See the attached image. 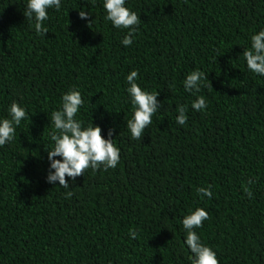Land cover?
Returning a JSON list of instances; mask_svg holds the SVG:
<instances>
[{
	"label": "trees",
	"instance_id": "1",
	"mask_svg": "<svg viewBox=\"0 0 264 264\" xmlns=\"http://www.w3.org/2000/svg\"><path fill=\"white\" fill-rule=\"evenodd\" d=\"M127 6L141 24L125 48L127 30L105 22L101 0L49 10L45 36L30 27L25 0H0V116L17 101L30 117L0 147V264H190L181 221L196 207L209 213L196 231L219 264H264V77L243 57L264 28V0ZM81 8L93 15L81 19ZM132 70L163 105L140 140L126 128ZM192 70L207 77L196 94L182 84ZM72 88L85 100L78 117L105 138L113 130L120 163L66 176L65 189L46 182V149L51 113ZM200 95L208 107L193 111ZM209 186L213 197L201 199Z\"/></svg>",
	"mask_w": 264,
	"mask_h": 264
},
{
	"label": "clouds",
	"instance_id": "2",
	"mask_svg": "<svg viewBox=\"0 0 264 264\" xmlns=\"http://www.w3.org/2000/svg\"><path fill=\"white\" fill-rule=\"evenodd\" d=\"M65 0H25L24 15L31 22L30 27L38 36H45L48 30L45 21L49 20V10L60 12ZM88 3V0H87ZM128 5V0H101L105 22H110L112 27L121 31L127 30L120 43L131 47L141 24L140 15ZM93 15L91 9L79 10V17L83 20ZM250 44L244 48L243 57L246 61L248 72L264 77V28H260L250 36ZM207 77L200 70H192L185 75L182 81L185 92L199 93L204 79ZM127 100L132 106L130 118L126 128L132 140H140L145 129L152 124V118L163 106L157 97L158 92H151L143 88L139 81V71L132 70L126 77ZM85 103L81 91L72 88L64 93L60 100V107L51 113L50 132L51 146L46 149L49 167L46 182L56 184L65 189L70 188V181L85 173V170L103 168L115 169L120 163V149L111 139L113 130H108V137L102 136V129L98 125L85 123L78 117L80 109ZM206 97L200 95L191 102L193 111L203 112L207 109ZM179 113L175 117L178 125L187 123V108L180 105ZM27 109L19 102L13 101L7 106V116H0V147L10 144L15 139L17 128L21 122L29 119ZM59 157V159H57ZM200 198L211 199L213 192L211 186L197 189ZM251 196V193H248ZM72 192L67 193L71 197ZM209 219V213L203 207L189 209L184 215L181 225L184 231L182 247L190 253V264H219L216 252L202 242L196 229L203 227V222Z\"/></svg>",
	"mask_w": 264,
	"mask_h": 264
}]
</instances>
